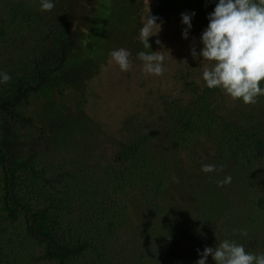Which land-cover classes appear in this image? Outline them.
<instances>
[{
	"label": "rangeland",
	"instance_id": "obj_1",
	"mask_svg": "<svg viewBox=\"0 0 264 264\" xmlns=\"http://www.w3.org/2000/svg\"><path fill=\"white\" fill-rule=\"evenodd\" d=\"M25 2L27 8H41L39 0ZM52 2L55 5L52 11H41L42 20L33 26L25 24L22 31L18 30L17 24L8 30L0 21V27L6 31L3 32L5 40H0V59L6 68L16 70L18 65L24 64L34 70L35 59L50 49L46 39L53 26L68 39L65 46H59L54 53L58 57L57 65L47 73L51 81L60 82V89L46 101L35 97L23 100L13 112L15 117L9 120L16 127L11 132L22 153L34 154L33 151L40 147L42 152H47L46 159L51 164L66 166L73 161L101 182L108 177L105 169L109 165L114 168V155L145 137L148 139L146 157L162 163L166 161L168 167L176 170L171 182L187 187L185 192L181 191L184 194L174 193L176 186L169 185L166 179L161 180L164 191L154 211L158 212V217H166L164 222L167 224L158 218L149 219L146 211L149 207L143 203V188L136 189L135 200H128L127 215L131 225L125 231L134 241H138L135 237L139 238L138 233L134 234L135 228L154 223L151 241L142 240L136 245L141 243L138 247L144 246L145 250L152 246L150 252L143 255L146 256L144 261L136 251L128 254L120 251V244L116 242L110 248H116L118 255H103L99 260L85 257L75 264H156L158 249L153 247L155 244L162 251L158 261L170 259L176 262L182 260L183 255H190V251L183 253L181 247L185 244L193 247L189 239L193 230L199 234L198 252L192 254L195 264L205 247H216L225 239L242 244L246 251L254 254L264 253V160L252 157L249 158L251 166H239L230 154L224 153L225 158L220 159L216 149L212 148L213 143L202 138L184 150L177 145L180 141L173 134L176 129L174 115L165 111L171 100L186 101L189 98L187 83L193 82L200 89L208 88L202 78L206 62L199 57L194 60L190 54L192 47L197 53L202 47L194 24L191 22L188 38H182L185 25L181 19L153 14L158 0ZM149 12L159 18L158 24L163 22L158 35L149 38L150 51H160L164 56L166 70L161 76L145 73L137 55L140 51H148L139 39V30ZM18 33L10 39L12 34ZM157 39L159 45L155 42ZM34 41L39 48L35 47ZM14 42H17L16 46H13ZM119 48L131 54L132 68L127 72L120 71L110 56ZM215 96L216 105L222 108L219 112L227 120L243 124L259 122L264 139V96L258 97L254 105L234 101L222 91ZM172 108L174 111L175 105ZM2 118L3 114H0V138L6 132ZM251 156L252 153H248L247 157ZM204 164L214 165L217 171L203 173L201 167ZM172 170L169 168L170 176ZM180 170L189 175L190 183L181 181ZM2 176L0 168V180ZM226 176H231V183L218 186L217 182ZM147 188L151 195L152 189ZM11 226L5 223V231H0L2 260L25 264L31 255L40 254L41 247L21 245L20 232L12 231ZM13 226L24 235L22 222ZM243 232L247 235H242ZM122 240H127L125 234ZM206 264H215L211 256Z\"/></svg>",
	"mask_w": 264,
	"mask_h": 264
},
{
	"label": "trees",
	"instance_id": "obj_2",
	"mask_svg": "<svg viewBox=\"0 0 264 264\" xmlns=\"http://www.w3.org/2000/svg\"><path fill=\"white\" fill-rule=\"evenodd\" d=\"M158 2L159 5L153 11V14L158 16L167 14L181 19L182 13H195L191 22L200 38L207 28L208 16L213 12L218 0ZM41 20L40 7L27 8L25 0H0L1 25L4 23L8 30H11L13 24H17L18 30L22 31L21 27H25V24L33 26ZM4 31L0 27L1 41L5 40ZM19 34H12L10 39ZM56 34L58 39H55ZM46 41L50 49H47L45 55L35 59L34 70L23 63V66L18 65L16 70L13 67L6 68L0 59V72L11 76L8 83H0V114H3L2 122L6 129L0 138V168L3 172L0 180V231H5L3 224L7 223L12 225V231L20 232L21 245L27 243L35 246L34 248L41 247L40 254L31 255L25 264H75L85 257L99 260L103 255H118L116 248H110L114 247L116 242L120 244V251L127 254L129 251H136L140 260L144 261L146 256L143 255L150 252L152 246L145 250L144 246L138 247L141 243L136 245L142 240L151 241L154 223L149 222L144 228H135L134 234L138 233L139 238L135 237L138 241H134L125 231L126 227L131 225L127 215L128 200H135L138 195H135L136 189L143 188V203L149 207L146 209L149 219L153 221L158 218L164 222L167 218L158 217L154 208H157L158 200L164 191L161 180L166 179L173 187L175 184L171 181L176 171L168 167L166 161L162 163L146 157L147 138H141L116 153L114 168L109 165L110 167L105 169L107 181L105 178L101 182L94 178V174L88 173L86 168L73 164V161L66 165L68 169L64 164H51L50 160L46 159L47 152H42L40 147L33 151L34 154L22 153L20 144L13 140L11 131L16 127L9 120L15 117L13 112L22 101L29 97L46 101L61 87L60 82L51 81L47 73L57 65L58 57L54 53L59 46H65L68 39L65 33L53 26ZM12 44L16 46L17 42ZM186 85L189 98L186 101L171 100L165 110L174 115L176 129L173 134L180 141L177 145L185 150L202 138L213 143L212 148L216 149L220 159L225 158L224 153L230 154V158L239 166H251L249 158L252 157L254 160H264V139L259 122L243 124L227 120L224 114L219 112L222 108L216 105L218 100L215 95L221 93L220 89H200L201 87L193 82ZM248 153H252V156L247 157ZM169 168L172 170V176ZM181 170L177 176L182 182L190 183L187 177L189 175ZM147 186L152 189L151 195ZM175 186L174 193L184 194L181 191L187 190L182 183ZM19 221L23 224L24 235L22 230H16L13 226ZM122 233L127 240L121 241L124 236ZM120 237L122 238L119 240ZM189 239L193 242V247L185 244L181 248L183 253L190 251V255H183V259L180 258L176 262L170 259L158 261L161 259L159 252L162 251L160 246L155 244L153 247L158 249L156 264H195L192 254L198 252L196 250L199 234L193 230ZM3 257L4 255L0 254V264H16V261L6 263L2 260Z\"/></svg>",
	"mask_w": 264,
	"mask_h": 264
},
{
	"label": "clouds",
	"instance_id": "obj_3",
	"mask_svg": "<svg viewBox=\"0 0 264 264\" xmlns=\"http://www.w3.org/2000/svg\"><path fill=\"white\" fill-rule=\"evenodd\" d=\"M41 11H52V0H39ZM195 13H182L181 23L185 25L182 38H188L191 19ZM159 18L149 14L144 18L139 30V39L143 48L137 55L143 62V71L154 76L165 72L164 56L160 51H150L149 38L158 35L161 24ZM207 28L201 33L202 45L199 53L195 47L190 54L206 62L202 78L209 89H220L232 100L244 105H254L260 96H264V0H218L213 12L208 16ZM156 44L160 41L157 39ZM130 52L124 48L113 50L110 56L120 71L132 68ZM11 76L0 72V83H8ZM203 173L217 171L214 165L204 164ZM218 186L231 183V176L218 181ZM242 235H247L243 232ZM196 264H206L209 256L215 264H264V253L254 254L246 251L242 244L227 239L216 247H205L199 253Z\"/></svg>",
	"mask_w": 264,
	"mask_h": 264
}]
</instances>
